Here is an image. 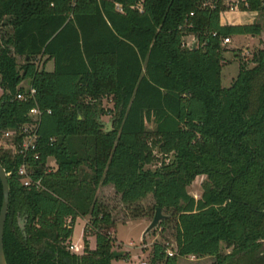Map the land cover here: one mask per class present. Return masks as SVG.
Returning <instances> with one entry per match:
<instances>
[{
    "label": "trees",
    "instance_id": "obj_1",
    "mask_svg": "<svg viewBox=\"0 0 264 264\" xmlns=\"http://www.w3.org/2000/svg\"><path fill=\"white\" fill-rule=\"evenodd\" d=\"M239 5L260 11L264 4ZM225 8L224 0H0V24L10 27L0 48V135L28 121L32 106L41 110L37 157L27 155L39 187L21 181L22 155L0 146L9 172L7 264L128 257L114 256L115 222L96 196L107 184L124 202L152 194L154 208L171 209L175 254L154 242L150 264H177L187 255H211L210 264H264V44L251 66L240 62L231 84H221L223 38L260 36L263 25L223 24ZM187 33L195 45H183ZM9 46L24 57L18 69ZM24 79L33 97L17 99L27 90ZM159 153H172L170 162L143 167ZM199 173L208 180L195 197L186 186ZM2 199L0 180V208ZM87 215L83 251L75 253L68 248L74 222Z\"/></svg>",
    "mask_w": 264,
    "mask_h": 264
},
{
    "label": "rangeland",
    "instance_id": "obj_2",
    "mask_svg": "<svg viewBox=\"0 0 264 264\" xmlns=\"http://www.w3.org/2000/svg\"><path fill=\"white\" fill-rule=\"evenodd\" d=\"M226 8L221 10L220 15L226 18V12L230 11L237 20H245L249 17V12L253 10L243 9L240 7V0H224ZM264 4V0H263ZM251 16V15H250ZM253 21H260L263 25V30L260 33L259 39L255 36H251L252 39L243 38L242 34L230 36L229 42L222 40V68H221V84L222 86H229L232 80L235 78L240 62H245L246 65L251 66L253 64L252 57L253 53L257 48L264 44V5L260 11H257V15L253 18ZM10 33V27L4 24H0V48L4 45L3 38ZM182 43L185 46H192L196 43V37L193 33H187L182 37ZM238 46V47H235ZM10 48V54L15 59L16 68H20V65L24 62L22 55L14 54ZM42 59V58H41ZM4 79L0 75V96L3 92V81ZM25 89L29 86L28 79H24L20 83ZM102 104L104 108H112V101L109 97H103ZM102 119L107 122L110 121L109 113L103 114ZM150 128L152 124L148 125ZM6 140L0 135V142ZM4 148V145H1ZM6 149V148H5ZM159 158L156 163L145 164L144 168L155 169L159 167L162 162L168 163L172 158V153L162 156L158 154ZM49 166H54V159L48 158ZM208 177L205 173H199L190 181L186 186L187 191L195 197H199L202 192V184L207 181ZM105 188L103 185H99L97 188L96 196L100 203L106 206L107 210L110 211L112 218L114 219L115 225L110 230L112 236V249L116 251L124 250L129 253L128 257L122 256L113 258L112 264H140V261L145 260L146 264H150L152 255V245L154 242H161L165 244L168 250L172 252L176 249L175 244V217L172 215L171 209L162 208V213L165 217L164 223L149 230L144 238L142 237L143 231L151 221L155 208L154 198L152 194H148L145 198L136 202H124L121 200L120 193L115 190L113 184H107ZM88 220V215L86 216ZM85 217L77 216L74 222L72 232V243H77L79 247L83 248V230L85 225ZM89 246L92 248L95 246V235L89 234L87 236ZM229 248L225 246L224 242L221 243V250L227 251ZM213 260V256H195L187 255L178 257L177 264H210ZM160 264V263H159Z\"/></svg>",
    "mask_w": 264,
    "mask_h": 264
},
{
    "label": "built area",
    "instance_id": "obj_3",
    "mask_svg": "<svg viewBox=\"0 0 264 264\" xmlns=\"http://www.w3.org/2000/svg\"><path fill=\"white\" fill-rule=\"evenodd\" d=\"M118 5V4H117ZM119 6V5H118ZM192 13V12H191ZM223 41L229 42L230 37L225 36ZM35 89L31 86L27 87V90L24 92H18L16 94L17 99H24L27 96L33 97ZM41 110L40 108L35 105L29 108L28 110V121L21 124L18 128H8L3 130L1 133L2 137L6 140L5 142H0V146L4 145V148L9 149L12 153L21 154L23 157V161L18 166L17 172L21 176V181L24 185L34 184L36 187H39V181L36 182L32 180L31 173L32 169L27 161V155L30 152H33L32 155L37 157V126L39 121ZM7 174L9 172H6ZM68 248L72 251L79 253V248L75 243H70ZM176 251V250H175ZM175 251L168 250L166 248V254L171 256L175 254ZM140 264H146L145 260L140 261ZM164 264V263H160Z\"/></svg>",
    "mask_w": 264,
    "mask_h": 264
},
{
    "label": "water",
    "instance_id": "obj_4",
    "mask_svg": "<svg viewBox=\"0 0 264 264\" xmlns=\"http://www.w3.org/2000/svg\"><path fill=\"white\" fill-rule=\"evenodd\" d=\"M106 130L111 129V120L105 122ZM0 180L2 182L3 187V199L0 208V264H7L4 256L3 250V230H4V223L6 219L7 209H8V202H9V184L7 179V173L4 167L0 164ZM165 217V214L162 213V208L160 206L155 207L154 215L151 221L148 223L146 228L143 231L142 237L144 238L145 234L153 229L154 227L158 226L159 222ZM23 226V223L21 222ZM124 253V250L116 251L113 250L114 256H118Z\"/></svg>",
    "mask_w": 264,
    "mask_h": 264
},
{
    "label": "crops",
    "instance_id": "obj_5",
    "mask_svg": "<svg viewBox=\"0 0 264 264\" xmlns=\"http://www.w3.org/2000/svg\"><path fill=\"white\" fill-rule=\"evenodd\" d=\"M251 15V16H250ZM255 15H257V11H250L249 12V17H247L245 20H237L236 17L234 15L231 14L230 11L226 12V18H223V15H220V21L221 23H249V22H253V18L255 17ZM243 38L246 37L247 39H252L251 36H255L257 38V40L259 39V35H250V34H242ZM238 47V46H235ZM53 67V63L52 60H49L46 62V69L47 70H51ZM108 185H103L102 187L105 188ZM85 217V221H87V217ZM72 237V236H71ZM71 242H72V238H71ZM77 245V243H75ZM78 246V250L79 252L82 251V249ZM93 248V247H92Z\"/></svg>",
    "mask_w": 264,
    "mask_h": 264
},
{
    "label": "flooded vegetation",
    "instance_id": "obj_6",
    "mask_svg": "<svg viewBox=\"0 0 264 264\" xmlns=\"http://www.w3.org/2000/svg\"><path fill=\"white\" fill-rule=\"evenodd\" d=\"M71 251H72V250H71ZM82 251H83V248H82ZM82 251H80V252H82ZM73 252H75V251H73ZM80 252H79V253H80ZM75 253H78V252H75Z\"/></svg>",
    "mask_w": 264,
    "mask_h": 264
}]
</instances>
